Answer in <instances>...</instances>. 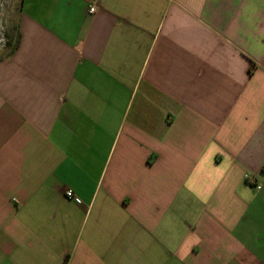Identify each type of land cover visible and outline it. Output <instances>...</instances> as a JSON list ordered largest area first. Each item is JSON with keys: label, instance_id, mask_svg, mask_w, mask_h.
<instances>
[{"label": "crops", "instance_id": "1", "mask_svg": "<svg viewBox=\"0 0 264 264\" xmlns=\"http://www.w3.org/2000/svg\"><path fill=\"white\" fill-rule=\"evenodd\" d=\"M12 2L0 264H264V0Z\"/></svg>", "mask_w": 264, "mask_h": 264}, {"label": "rangeland", "instance_id": "2", "mask_svg": "<svg viewBox=\"0 0 264 264\" xmlns=\"http://www.w3.org/2000/svg\"><path fill=\"white\" fill-rule=\"evenodd\" d=\"M15 10L12 0H0V60L8 56L15 41Z\"/></svg>", "mask_w": 264, "mask_h": 264}, {"label": "built area", "instance_id": "3", "mask_svg": "<svg viewBox=\"0 0 264 264\" xmlns=\"http://www.w3.org/2000/svg\"><path fill=\"white\" fill-rule=\"evenodd\" d=\"M94 12H95L94 6H92L88 9L89 14H93ZM65 196L67 197V199H70L73 201H79V197L76 194H74L71 190H66Z\"/></svg>", "mask_w": 264, "mask_h": 264}, {"label": "trees", "instance_id": "4", "mask_svg": "<svg viewBox=\"0 0 264 264\" xmlns=\"http://www.w3.org/2000/svg\"><path fill=\"white\" fill-rule=\"evenodd\" d=\"M13 43H14V44H13V47H12L10 53L8 54V56L13 52V50H14V48H15V41H14ZM7 44L9 45V43H7ZM1 60H2V59H1ZM64 264H66V262H64Z\"/></svg>", "mask_w": 264, "mask_h": 264}]
</instances>
